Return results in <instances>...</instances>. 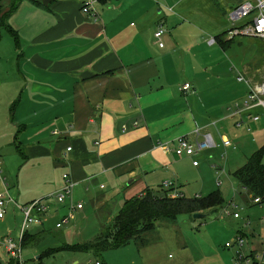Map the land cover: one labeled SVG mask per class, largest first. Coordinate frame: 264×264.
<instances>
[{"label": "crops", "instance_id": "0c3cea01", "mask_svg": "<svg viewBox=\"0 0 264 264\" xmlns=\"http://www.w3.org/2000/svg\"><path fill=\"white\" fill-rule=\"evenodd\" d=\"M83 2L25 0L9 19L18 49L11 37L0 42V193L23 207L60 192L68 175L71 198L49 200L45 221L28 233L52 234L59 245L86 238L75 226L63 235L56 225L70 216L88 220L89 204L102 211L103 201L123 195L124 203L154 188L185 198L184 171L201 165L197 154H174L176 139L195 142L197 128L213 137L218 122L250 129L262 121L248 120L260 109L232 116L250 90L238 78L260 85L247 73L234 79L226 57L235 25L226 30L221 15L227 18L242 2L93 0L92 15L82 12ZM159 27L163 48L154 39ZM185 84L189 92L181 90ZM71 203L83 209L72 213ZM18 212L9 206L0 241L12 238L10 222ZM107 215L103 225L115 217ZM87 239L79 244L93 241ZM246 254L263 249L251 244ZM0 256L7 259L3 250Z\"/></svg>", "mask_w": 264, "mask_h": 264}, {"label": "rangeland", "instance_id": "374dc122", "mask_svg": "<svg viewBox=\"0 0 264 264\" xmlns=\"http://www.w3.org/2000/svg\"><path fill=\"white\" fill-rule=\"evenodd\" d=\"M3 2L7 5V0ZM240 2L242 1L228 0L225 4L230 6ZM221 18L227 24L226 30L230 29L232 22L222 15ZM244 22L240 21L235 26ZM3 37L12 41L6 32L3 33ZM233 39L234 42L230 45L226 56L233 78L237 80L238 74L247 73L249 74L247 78L254 77L252 82L264 83V41L240 36ZM242 85L246 86V82ZM247 86L250 89L249 85ZM233 111L235 112V109ZM259 114L262 121L259 125L249 124L251 133L247 131V125L236 128L232 124L227 125L225 121L222 124L218 122L220 123L218 127L210 131L217 147L196 155L201 165L200 169L189 168L184 171L183 186H187L185 198L191 199L195 196L206 198L214 192L220 193L224 208L217 219L196 220L192 216L181 215L175 222L158 221L155 223V228L148 233L133 239L125 246L108 249L98 256L90 252L65 250L49 256L42 261V264H91L96 261H100L101 264H237V249L235 246L227 249L225 245L227 243L233 245L239 235L245 242L242 250L244 255H250L246 253H249L251 244L260 252L264 244V207L253 205L251 195L244 192L233 178L234 173L243 167L254 153L264 148V114L262 111ZM220 135L227 136L235 148L224 149L221 146ZM262 165H264V154ZM152 193L160 196L163 191L154 188ZM169 197L174 198L171 195ZM127 198L129 194L125 195V199ZM48 199L53 200L54 197ZM123 200V195H120L111 203L103 201L106 212L93 209L89 204L88 220H83L81 223L78 216L75 220L71 218L57 232L66 235L70 231L72 235L71 231L75 226L76 230L88 238L87 240H94L104 229L103 221L108 217L107 211H110L112 218L116 216L122 208ZM230 202H233L237 209L229 207ZM234 213H238L239 219L233 217ZM22 222L23 217L19 212L10 222L12 238L16 243L17 232L21 229ZM30 227L32 226L26 228V233H30ZM51 235L47 234L44 238H40L36 246L24 247L22 263L37 264V257L49 249L60 247L55 236ZM86 238L73 237L68 243L79 244ZM262 262L264 264V261ZM5 263L9 264V260L6 259Z\"/></svg>", "mask_w": 264, "mask_h": 264}, {"label": "built area", "instance_id": "2783aa9c", "mask_svg": "<svg viewBox=\"0 0 264 264\" xmlns=\"http://www.w3.org/2000/svg\"><path fill=\"white\" fill-rule=\"evenodd\" d=\"M93 4V0H84L82 4V12L88 15L94 14L92 11ZM227 18L232 22L233 25L240 21H245L239 26H234V28H232L228 32L227 35L229 39L240 36L264 41V0H245L238 7L231 10L228 13ZM164 33L165 31L162 27H159L154 33V39L160 48H163L164 46L162 42ZM213 43L214 40H211L210 44ZM238 81L246 82V84L249 85L250 90L246 102H244L242 106L237 104L235 105V112L232 114V116L237 117L241 115L243 110L252 111L254 109H260L264 114V83L257 86H252L241 76L238 78ZM190 89V84H185L181 90L183 92H189ZM248 120L257 123L260 121V116L251 114L249 115ZM247 131L251 132L249 128L247 129ZM194 134L196 136V140L193 143H190L185 137H180L175 140L176 146L173 151L178 158H192L199 152L217 147L213 137L210 134H201L198 128L195 129ZM220 139L222 147L226 149L234 147V145L228 138L222 136ZM67 151L69 152L71 151V149L69 148L67 149ZM192 164L194 167H198L197 161H193ZM262 166L264 169V165ZM63 180L65 181V186L61 189L60 192L53 196L56 202L59 204H63L67 199L71 198L72 189L74 187V184L69 180L68 175H63ZM171 186L172 184H165V187L170 188ZM173 197L181 198L182 196L177 194ZM48 201L49 199L34 201L26 206L21 207L17 204L15 199L9 195L8 192L0 193V221L5 219L9 206L18 209L23 217L22 226L18 232V241L16 240L17 243L10 236H7L0 241V255L1 250L5 251L6 258L7 260H9V264L11 262L15 264H23L22 242L26 234V228L28 226L41 225L45 221L46 215L50 209L47 203ZM252 204L258 207H264V185L262 194L260 196L252 197ZM231 207L237 209V207L234 205H232ZM68 208L69 211L73 213L76 211H81L83 209V205L81 203L75 205L71 203ZM71 217L72 216L64 217L61 222L56 225V228L60 229L61 227L66 225L71 220ZM233 217L235 219H239L238 213H234ZM244 245L245 242L243 237L239 236L235 240L233 245L227 243L225 245V248L231 249L235 246V248L237 249V264H262V261L264 259V245L263 254L261 255H244L242 252ZM0 264H6L5 260H1V256ZM91 264H101V262L96 261L95 263Z\"/></svg>", "mask_w": 264, "mask_h": 264}, {"label": "trees", "instance_id": "16d2710c", "mask_svg": "<svg viewBox=\"0 0 264 264\" xmlns=\"http://www.w3.org/2000/svg\"><path fill=\"white\" fill-rule=\"evenodd\" d=\"M25 0H7V5L0 0V42L3 33L6 32L19 47L17 32L9 25V19L17 12L21 3ZM225 45V44H223ZM15 104L11 106L12 112ZM264 148L254 153L246 164L238 169L234 175V180L251 197L260 196L263 192L264 169L262 157ZM224 202L219 192H214L206 198H171L167 192L156 195L149 192L125 201L118 214L103 228V231L92 243L67 245L61 243L56 249H49L38 257V263L59 251L77 250L94 253L96 256L111 249L127 245L133 239L155 228L158 221L175 222L181 215L193 216L198 213H207L219 207L224 208ZM39 237H31L25 234L22 248L36 246ZM10 264H13L12 262Z\"/></svg>", "mask_w": 264, "mask_h": 264}, {"label": "water", "instance_id": "95a60500", "mask_svg": "<svg viewBox=\"0 0 264 264\" xmlns=\"http://www.w3.org/2000/svg\"><path fill=\"white\" fill-rule=\"evenodd\" d=\"M45 5V3H43ZM222 211V207L217 209H213L207 213H198L194 214L193 219H217L219 217L220 212Z\"/></svg>", "mask_w": 264, "mask_h": 264}]
</instances>
